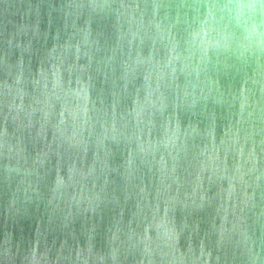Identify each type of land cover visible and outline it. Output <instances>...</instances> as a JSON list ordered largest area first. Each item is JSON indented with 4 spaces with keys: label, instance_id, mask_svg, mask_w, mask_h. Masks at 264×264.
Segmentation results:
<instances>
[{
    "label": "water",
    "instance_id": "water-1",
    "mask_svg": "<svg viewBox=\"0 0 264 264\" xmlns=\"http://www.w3.org/2000/svg\"><path fill=\"white\" fill-rule=\"evenodd\" d=\"M236 2L0 0V264H264V3Z\"/></svg>",
    "mask_w": 264,
    "mask_h": 264
},
{
    "label": "clouds",
    "instance_id": "clouds-1",
    "mask_svg": "<svg viewBox=\"0 0 264 264\" xmlns=\"http://www.w3.org/2000/svg\"><path fill=\"white\" fill-rule=\"evenodd\" d=\"M261 3H264V0H261ZM254 7L253 4L251 3H245L244 0H237L236 5H235V10L233 11V15L236 16L237 13L243 12L246 14L247 9H250ZM250 32L255 35L256 30H255V26H252V28L250 29Z\"/></svg>",
    "mask_w": 264,
    "mask_h": 264
}]
</instances>
